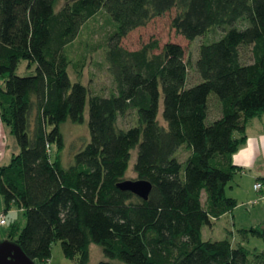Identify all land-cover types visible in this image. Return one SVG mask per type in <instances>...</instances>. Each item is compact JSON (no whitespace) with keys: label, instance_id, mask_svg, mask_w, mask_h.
Here are the masks:
<instances>
[{"label":"trees","instance_id":"trees-1","mask_svg":"<svg viewBox=\"0 0 264 264\" xmlns=\"http://www.w3.org/2000/svg\"><path fill=\"white\" fill-rule=\"evenodd\" d=\"M60 1L0 0V122L20 147L0 164V193L6 209L19 207L27 220L23 228L13 224L8 239L36 264L50 259L57 241L77 264H89L93 243L126 264H264L261 253L230 236H203L236 208L227 193L239 169L233 155L247 140L249 120L264 117V0ZM174 8L172 26L187 39L218 34L201 43L195 63L176 42L160 52L157 41L137 50L122 44ZM103 10L114 21L108 95L82 80L85 60L75 61L71 49ZM22 61L36 72L18 74ZM191 66L200 78L194 84ZM212 94L221 114L210 120ZM87 108L91 139L66 166L61 126L83 124ZM132 112L136 124L122 127ZM134 150L137 179L153 184L148 199L118 186ZM241 231L264 238L261 225Z\"/></svg>","mask_w":264,"mask_h":264},{"label":"rangeland","instance_id":"rangeland-1","mask_svg":"<svg viewBox=\"0 0 264 264\" xmlns=\"http://www.w3.org/2000/svg\"><path fill=\"white\" fill-rule=\"evenodd\" d=\"M64 3L65 1L61 0L60 6ZM176 13L177 10L174 8L164 15L155 17L146 25L133 29L128 33V35H126V37L123 38L122 44L130 50H137L145 44L157 41L159 42L160 48L156 50V52H160L166 43L176 42L181 44L186 49L187 59L191 60L192 63H195L199 55V47L201 43L215 39L218 34L212 32L206 36H202L191 41L181 33L177 32V30L172 26V20ZM113 31L114 21L111 19L107 11L103 10L83 27L81 34L71 46L73 59L75 61H78L79 59L85 60V65L82 68V80L90 87L93 93L108 95L114 86L112 75L109 72V63L106 59L108 39ZM243 54L247 61H251L250 48L243 49ZM17 72L20 75H32L36 72V70L35 66L28 68L27 62L22 61ZM70 73L72 78H78V73L74 66L70 67ZM199 80V75L197 74L195 68L191 66L189 79L190 83L194 84ZM210 97V114L211 116H215L218 113V98L214 94ZM159 117L163 120V102L161 104ZM136 122L137 117L134 112L128 113L125 118L120 119V125L122 127H129L136 124ZM61 129L66 142V148L63 151V160L64 164L68 166L74 162V157H72L73 153L88 140V137L91 139V133L89 130V108L86 109V120L83 124H74L69 120L62 124ZM73 146L74 148H71ZM19 150L20 147L17 143L16 137L11 132V128L0 122V163H10L13 155L18 153ZM136 155L137 150H134L131 165L127 173V179H137V173L134 170ZM186 156L187 151L182 150L180 156L181 160L184 161ZM71 157L73 160L72 162L69 161V158L71 159ZM1 215H5L7 223H0V241L7 238L8 232L13 224L18 223L21 228L26 225L27 220L22 210L17 206H12L7 210L4 197L0 193V216ZM232 230L234 231V235L231 234V236L229 233ZM228 236H230L236 245L237 241L235 242V240H239V242H241L243 238L240 232L234 228L231 221L227 218L216 221L212 227L205 226V239L221 240ZM244 244L252 251V253H261L264 257L263 237L250 234ZM90 249L91 259L89 264H100L103 261H108L109 264H126L120 260H109L105 256L102 247L96 243H93ZM251 257H254V255L252 254ZM41 264H77V261L66 257L63 251L62 242L57 241L53 244L50 259Z\"/></svg>","mask_w":264,"mask_h":264},{"label":"crops","instance_id":"crops-1","mask_svg":"<svg viewBox=\"0 0 264 264\" xmlns=\"http://www.w3.org/2000/svg\"><path fill=\"white\" fill-rule=\"evenodd\" d=\"M220 114L218 108L217 115H210V120L219 117ZM246 134L245 144L233 155L234 164L239 169L227 187L228 195L235 198L238 204L232 212L216 220L227 218L231 221L243 237L241 242L235 240L237 244H244L251 234L243 233L241 230H249L259 225L264 228V189L255 188L257 182H264V117L257 116L249 120ZM204 231L205 227L203 236ZM233 232L230 231L229 235Z\"/></svg>","mask_w":264,"mask_h":264},{"label":"water","instance_id":"water-1","mask_svg":"<svg viewBox=\"0 0 264 264\" xmlns=\"http://www.w3.org/2000/svg\"><path fill=\"white\" fill-rule=\"evenodd\" d=\"M118 186L144 199L150 197L153 189L152 182L145 179H126ZM0 264H36V262L26 254L17 241L5 239L0 241Z\"/></svg>","mask_w":264,"mask_h":264},{"label":"built area","instance_id":"built-area-1","mask_svg":"<svg viewBox=\"0 0 264 264\" xmlns=\"http://www.w3.org/2000/svg\"><path fill=\"white\" fill-rule=\"evenodd\" d=\"M255 188L256 189H264V182L263 181H259L255 184ZM0 223L1 224H6V218H5V215H1L0 216Z\"/></svg>","mask_w":264,"mask_h":264}]
</instances>
